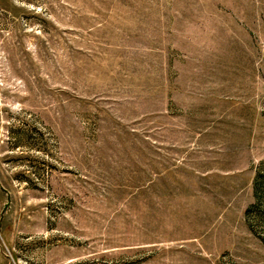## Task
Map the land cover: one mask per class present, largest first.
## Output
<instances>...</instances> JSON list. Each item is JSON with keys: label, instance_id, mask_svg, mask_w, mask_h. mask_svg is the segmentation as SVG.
<instances>
[{"label": "rangeland", "instance_id": "obj_1", "mask_svg": "<svg viewBox=\"0 0 264 264\" xmlns=\"http://www.w3.org/2000/svg\"><path fill=\"white\" fill-rule=\"evenodd\" d=\"M0 264H264V0H0Z\"/></svg>", "mask_w": 264, "mask_h": 264}]
</instances>
